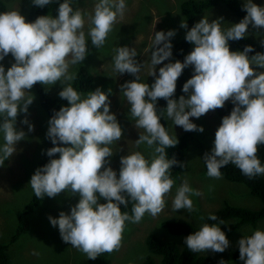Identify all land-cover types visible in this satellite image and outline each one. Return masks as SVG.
<instances>
[{
    "label": "clouds",
    "instance_id": "1",
    "mask_svg": "<svg viewBox=\"0 0 264 264\" xmlns=\"http://www.w3.org/2000/svg\"><path fill=\"white\" fill-rule=\"evenodd\" d=\"M32 2L44 7L52 0ZM125 9V0H97L94 12L87 14L74 10L72 0H63L56 17L41 15L33 22H27L16 10L0 12V61L9 54L14 58L7 71L0 63V134L4 141L0 145V166L16 152L17 142L26 137L15 125L18 115L28 113L33 103L30 89L36 83L52 86L59 81L63 85L59 97L68 104L55 111L48 121L46 137L53 147L46 154L51 159L36 169L29 184L38 199L54 198L63 191L79 194L80 199L70 213L61 211L58 217L48 219L53 227L58 226L65 243L95 263L101 254L119 250L125 222L139 223L146 213L156 217L163 211L165 197L175 183L169 170L177 164L184 167L183 162L175 157L169 159L166 153V149L178 144V138L170 135L161 123L156 108L158 99L167 101L166 115L174 125L201 133L203 126L193 123L190 117L199 119L231 101L234 107L222 118L214 147L203 155L207 175L222 178L221 168L229 163L248 177L264 175V166L257 157L258 146L264 145V72L257 74L250 66L264 68V53L250 57L251 45L243 51H230L228 43L245 38L249 25L264 28V6L245 0L243 9L247 14L228 29L222 30L218 20L209 22L204 17L188 30L185 39L194 48L182 62L170 61L171 38L176 31L155 32L148 70V76L155 77L151 85L140 79L142 64L135 59L136 49H116L114 71L136 77L121 85L135 127L144 129L135 143L153 149L151 159L139 151L121 156L117 176L110 166L114 154L110 145L122 138L123 129L110 112L108 94L112 90L106 93L97 87L82 98L71 84L77 73L69 68L81 64L88 55L85 17L91 25L87 37L93 46L101 48ZM180 27L187 29V22L182 21ZM165 60L169 62L159 68L157 75L156 66ZM189 66L194 74L182 88L187 96L173 99L177 80ZM22 123L28 125L29 132L34 130L26 116ZM57 153L59 157L55 158ZM200 195L185 180L176 190L173 210L195 211L190 196ZM100 198L107 202L99 203ZM128 198L135 202L132 215L122 213L120 207L128 205ZM209 219L216 221L217 216L210 214ZM223 223L221 220L219 224ZM238 243L239 258L244 264H264V230H255ZM185 244L191 252L222 253L229 240L219 225L205 223L185 237Z\"/></svg>",
    "mask_w": 264,
    "mask_h": 264
},
{
    "label": "rangeland",
    "instance_id": "2",
    "mask_svg": "<svg viewBox=\"0 0 264 264\" xmlns=\"http://www.w3.org/2000/svg\"><path fill=\"white\" fill-rule=\"evenodd\" d=\"M3 1L7 5V11H19L25 17V20L30 22L32 0ZM183 1L125 0L126 9L123 17L118 16L117 23L108 34L107 40L101 48L93 46L91 39L87 37L91 25L88 23L87 16L85 17L84 31L86 38H88L86 42L88 55L81 64L70 66L69 71L77 73L82 65H86L96 79L93 91L97 87L106 93L109 89L112 90L108 94L110 112L116 115L117 121L123 129L122 138L110 145L114 152L110 158V166L117 172V176H119L121 156L139 151L147 159H151L153 149L146 144L137 146L135 143L139 135L144 133V129L135 127V119L130 115V105L123 96L121 85L126 81L134 80L136 77L128 73L119 74L114 71L113 57L116 54V49L123 46L136 49L137 56L135 59L142 64L139 73L140 79L151 85L155 77L148 76V70L153 50L152 40L154 34L157 31L175 30L176 35L171 38L173 47L178 40L186 35L187 29L180 27L181 22L185 21V16L181 11ZM241 1L245 3V0ZM96 2L97 0H72V7L74 10L79 9L83 13L92 14ZM253 3L264 6V0H253ZM58 7L52 9L46 15L56 17ZM232 13L220 4L200 14L197 22L206 17L209 22L218 20L221 28L228 29L232 24L242 20ZM247 36L254 40H264V28L252 29L249 27ZM173 47L170 61L174 63L177 60L173 54ZM168 62L169 60H165L156 66L157 75L159 74V68ZM0 63L4 65L7 71L14 63V58L12 56L5 57ZM250 66L255 68L257 74L264 72V68L256 65ZM193 74V67L189 66L188 79ZM45 87L48 94L55 97L59 96L63 85L58 81L55 85H45ZM78 92L82 94V98H86L91 91ZM30 94L34 96L33 103L29 105L28 113L18 115L15 125L17 130L25 132L26 137L17 142L15 145L16 152L5 160L3 166H0V247L8 245L11 237L17 233L21 214L34 194L29 184L31 176L44 162L46 151L51 142L46 137L50 119L49 113L40 104L34 86L30 89ZM182 95L187 96L184 92ZM25 116L34 126V130L31 132L28 131V125L22 123ZM190 119L198 126L202 125L204 131L202 133L196 131L192 137L184 167L180 168L179 177L175 181L171 192L165 197V208L156 217L146 213L139 223H126L121 247L110 255V264H142L143 257L149 254L146 237L150 233H156L165 240L175 241L180 249L184 248L186 246L185 237L187 236L170 233L161 225V221L164 219H181L190 221L195 225H201L205 216L226 204L252 210H256L263 205L261 198L253 195L244 182L230 181L223 174L222 178L215 179L209 177L204 170L203 155L206 152L210 153L214 147L215 133L220 125L217 111L210 110L199 119L194 117H190ZM169 121L170 135H176L178 138L180 134L185 132L182 127L174 125L171 119ZM3 142V135L0 134V145ZM58 157L59 153L55 158ZM185 180L194 190L201 192L200 196H190L196 209L191 213L184 209L174 211L172 207L176 190ZM97 195L99 194L97 193ZM79 199V194H71L67 191L61 192L54 198L46 196L41 205L26 216L27 231L7 247L11 256V264H95V260L87 259L86 254L72 247L70 243H65L60 236L58 226L53 227L48 219L49 216L58 217L61 211L70 213L71 207ZM98 202L106 203L107 201L100 198ZM224 222L219 224V227L225 232L229 240L228 248L222 253L212 252L211 250L201 253L212 257L214 260H221L225 264H244V261L234 259L233 253L239 249L238 242L242 237L251 235L255 230H264V218L257 225L245 224L236 230L233 229L236 222L235 218ZM154 257L156 260H160V256L155 255Z\"/></svg>",
    "mask_w": 264,
    "mask_h": 264
},
{
    "label": "trees",
    "instance_id": "3",
    "mask_svg": "<svg viewBox=\"0 0 264 264\" xmlns=\"http://www.w3.org/2000/svg\"><path fill=\"white\" fill-rule=\"evenodd\" d=\"M61 2H63V0H52L51 4L44 7H37L32 3L30 7V22L35 21V19L41 15L48 14L50 11H52V9L59 6V3ZM220 4L224 5L227 10L233 12V15H236L241 19H243V17L247 14L246 10L243 9L244 3L241 0H184L181 3V11L185 16V21L188 25L187 31L197 23V19L200 14H202L206 10L213 9ZM6 11V3L3 0H0V12ZM249 27L254 29L251 25H249ZM221 29L226 30L225 28ZM261 41L262 40H254L249 36H246L245 38L238 41L229 40L228 43L230 51H243L245 46L251 45L253 47V51L248 54L251 57L256 53H264V45L261 44ZM193 47V44L186 41L185 36L178 40L173 47V54L176 60L182 62L186 55L190 53ZM10 55L11 54H9L8 56ZM187 73L188 67L183 70L181 76L177 80L176 91L174 96L172 97L173 99H178L182 95L183 85L188 80ZM95 81L96 79L94 74L89 71L86 65H82L77 72V78L71 84L77 91L90 92L93 91L95 87ZM34 87L36 88V91L38 93L40 104L48 111L50 117L54 114L55 111H58L61 106L68 104L67 100L61 99L59 96L51 97L44 85L36 83ZM166 106V100H157L156 108L158 111V115L161 116V123L169 132L170 121L166 115ZM233 107L234 105L230 101L226 102L223 108L216 109L220 119V124L222 122V118L225 115H229ZM0 122H2V118H0ZM195 133L196 131H185L180 134L178 137V144L175 147L166 149L168 158L171 159L172 157H175L176 160L184 163L190 149V141ZM51 147H53L52 142H50L49 144V148ZM57 155L58 153L56 154V156ZM257 157L260 160L261 165L264 166V145L258 146ZM50 159L51 157L47 156L46 154L41 167L48 163ZM180 168L181 167L179 166V164H177L173 165V167L169 170L170 178L174 181H176L180 175ZM204 170L207 172L206 164H204ZM221 173L230 181L244 182L249 187L250 192L253 195L261 198L263 205L256 210H252L244 207L226 204L211 213L217 216L216 221L210 220L209 214L204 217V221L201 225H195L190 221L181 219H164L161 221V225L172 234L185 236L198 231L205 223L219 225L221 220L226 221L231 218L236 219V222L233 225L234 230L242 227L245 224L257 225L258 222L264 218V175L248 177L231 163L221 168ZM44 198L38 199L33 194L32 199L21 214L17 233L11 237L8 245L0 247V264H11V256L7 250V247L15 242L21 234L27 231L28 222L26 220V216L34 212L41 205ZM128 199V205L126 207L124 205H120V207L122 213L127 212L129 215H132V207L135 202L131 201L130 198ZM146 245L149 254L143 257L142 264H225V262L221 260H214L212 257L204 255L201 252H191L187 248V246L180 249L175 241L165 240L156 233H150L147 235ZM112 253L101 254L97 257L95 264H110L109 257ZM155 255L160 256V260H156V258L154 257ZM233 258L236 260H240L239 249L234 251Z\"/></svg>",
    "mask_w": 264,
    "mask_h": 264
}]
</instances>
